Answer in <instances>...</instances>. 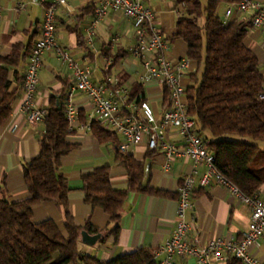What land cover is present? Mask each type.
<instances>
[{"label": "crops", "instance_id": "1", "mask_svg": "<svg viewBox=\"0 0 264 264\" xmlns=\"http://www.w3.org/2000/svg\"><path fill=\"white\" fill-rule=\"evenodd\" d=\"M29 0H0V60L14 54L19 47V62L8 70L7 80L11 82L10 91L16 97L13 110L0 126V200L17 203L29 198L24 182L23 168L39 152L38 141L44 133L43 122L28 125L22 114L17 112L22 100V83L29 49L40 36L42 8L27 5L20 9L19 4ZM51 1V0H48ZM66 6L56 12V41L72 57L91 67L93 83L105 80L116 81L117 87L127 90L129 98L140 93L147 101L156 117H160L165 106L163 90L153 82L142 84L140 75L142 67L132 57L130 49L134 45V30L130 19L119 12H109L97 24L91 45L86 42V29L89 27L94 8L99 0H65ZM264 3V0H253ZM156 16V26L166 40L169 50L167 58L173 62L186 58L185 43L174 38L175 21L182 6L171 0H143ZM224 11L219 7L218 17L224 21ZM237 19L248 24L245 47L258 60L263 74L264 62V29L253 28L249 16L234 15L228 22ZM111 61V65H107ZM3 64L0 62V67ZM197 69V64L190 60L189 72L181 78V84L190 85L189 75ZM71 84L70 71L53 53L43 55L38 72V86L35 102L38 108L49 109L64 103L65 94ZM111 89L113 87H110ZM186 100V99H185ZM73 104L77 108V118L69 126L71 134L68 142L74 149L60 159V173L66 179L71 192L68 195L67 211L78 227L77 250L80 254L108 262L135 250L147 248L156 251L172 236L177 208V189L182 178L195 172L197 180L204 171L202 164L193 166L192 161L181 155L170 162L168 170L164 169V158L159 152L149 151L145 142L131 147L127 153H120L117 145L121 138L116 135L117 143L111 141L100 143L90 132L89 102L81 93L74 94ZM16 125V130L12 127ZM89 128L87 129V126ZM168 139L181 144V138L175 129L168 130ZM264 150V143L259 144ZM122 155L142 164L144 183L162 195H148L130 192L120 212L117 235L109 233L112 226L109 217L100 209L92 208L84 202L82 178L94 169L108 166L110 184L113 188L123 189L128 178L124 168L116 163V157ZM264 198V184L258 192ZM192 207L186 212L185 219L193 224L187 239L196 247H203L210 241L222 238L238 240L246 231L250 221V208L239 203L224 187L210 185L197 188L192 193ZM33 221L40 223L46 220L54 222L63 237L66 238L65 213L55 202H43L33 207ZM88 227L97 229V233L88 231ZM90 236L99 235L95 244L88 246L81 240L80 233ZM250 255L264 261V233L260 240L250 248ZM163 256H160L159 262ZM172 264H197L192 258L174 256ZM226 264V263H215Z\"/></svg>", "mask_w": 264, "mask_h": 264}, {"label": "trees", "instance_id": "2", "mask_svg": "<svg viewBox=\"0 0 264 264\" xmlns=\"http://www.w3.org/2000/svg\"><path fill=\"white\" fill-rule=\"evenodd\" d=\"M171 1L182 6L174 38L185 43L186 57L197 64L185 90L187 114L196 121L197 133L213 154L216 169L244 194L253 196L264 184V150L259 146L264 143V100L259 99L264 77L257 58L244 45L248 24L237 19L224 22L217 15L220 5L241 0ZM14 50L13 55L0 60V126L8 120L16 97L7 80L8 70L19 62L20 48ZM129 101L144 99L137 93ZM164 101L168 106L167 95ZM43 125L39 152L23 168L29 198L17 203L0 200V264H159L154 250L147 248L108 262L78 252V227L67 211L71 190L60 173V159L74 149L68 142L71 132L64 103L47 109ZM90 132L100 143H117L116 135L98 121L91 122ZM116 163L126 171L125 188L111 186L108 166L83 176L81 188L84 202L109 217L112 235H117L120 212L130 192L163 196L144 183L142 164L122 155L116 157ZM43 202L63 208L66 238L53 221H33V207ZM88 231L98 232L90 227ZM226 264L240 262L229 259Z\"/></svg>", "mask_w": 264, "mask_h": 264}, {"label": "built area", "instance_id": "3", "mask_svg": "<svg viewBox=\"0 0 264 264\" xmlns=\"http://www.w3.org/2000/svg\"><path fill=\"white\" fill-rule=\"evenodd\" d=\"M27 5L42 8V19L40 36L29 52L22 83V100L17 110L24 121L28 125H36L43 122L47 114V110L37 107L35 94L42 57L51 52L70 71L71 84L64 98L65 117L69 126L76 121L78 114L73 104L74 94L81 93L90 105L89 121H98L121 138L117 145L118 152L125 154L131 147L145 142L149 151L161 153L165 170H168L170 162L181 155L189 158L194 167L199 164L205 167L197 180L193 172L180 181L172 236L153 253L155 259L163 256L159 264H172V258L176 255L192 258L197 264L226 263L229 259H236L240 264H264V261L257 260L249 253L250 248L264 233V198L258 193L247 196L216 169L213 154L207 150L197 133L196 121L187 114L186 88L181 84V78L190 73V60L186 57L173 62L167 58L169 46L157 29L154 12L144 5L143 0H99L94 8L92 21L86 29V42L88 45L92 44L97 24L109 12H119L132 21L134 45L130 54L142 67L140 82L155 83L168 97V107L159 118L147 101L127 102V90L117 87L116 81L93 83L91 67L76 60L57 44L56 12L59 7L66 6L65 0H29L20 3L19 8L25 9ZM244 14L249 16L253 28L264 29V3L253 0H241L227 5L224 22H228L234 15ZM111 63L107 61V65ZM262 68L264 74V62ZM259 99L264 100V89ZM16 127L14 125L12 131ZM169 129H175L181 138V144H175L168 139ZM210 185L224 187L239 203L249 207L250 221L238 240L217 238L203 247H196L187 239L193 224L186 221L185 215L192 207L191 197L194 190Z\"/></svg>", "mask_w": 264, "mask_h": 264}, {"label": "water", "instance_id": "4", "mask_svg": "<svg viewBox=\"0 0 264 264\" xmlns=\"http://www.w3.org/2000/svg\"><path fill=\"white\" fill-rule=\"evenodd\" d=\"M80 237L84 244L88 246H92L95 244L96 240L99 238V235L90 236L86 232H81Z\"/></svg>", "mask_w": 264, "mask_h": 264}, {"label": "rangeland", "instance_id": "5", "mask_svg": "<svg viewBox=\"0 0 264 264\" xmlns=\"http://www.w3.org/2000/svg\"><path fill=\"white\" fill-rule=\"evenodd\" d=\"M177 3V2H175ZM221 9V11H224V5H221V7H219ZM245 141H250V140H245Z\"/></svg>", "mask_w": 264, "mask_h": 264}]
</instances>
